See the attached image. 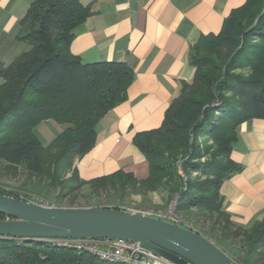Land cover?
<instances>
[{
	"label": "trees",
	"instance_id": "1",
	"mask_svg": "<svg viewBox=\"0 0 264 264\" xmlns=\"http://www.w3.org/2000/svg\"><path fill=\"white\" fill-rule=\"evenodd\" d=\"M91 15L80 0H34L21 20L17 40L30 50L0 65L3 171L46 182L59 202L84 187L96 196L114 192L121 201L165 192L181 225L214 241L235 264H264V219L250 227L235 223L221 193L243 169L231 158L238 128L264 120V0H247L224 20L220 33L201 35L192 46L193 82L182 83L159 128L133 139L149 164V176L141 181L124 171L89 181L79 175L77 163L94 149L99 122L126 101L136 76L125 63L84 64L71 53L76 30ZM48 121L62 132L44 145L36 129ZM201 136L214 146L199 143ZM0 194L31 201L8 189ZM0 264L119 263L49 241L0 238Z\"/></svg>",
	"mask_w": 264,
	"mask_h": 264
},
{
	"label": "crops",
	"instance_id": "2",
	"mask_svg": "<svg viewBox=\"0 0 264 264\" xmlns=\"http://www.w3.org/2000/svg\"><path fill=\"white\" fill-rule=\"evenodd\" d=\"M33 1L0 0V38L7 40L6 35L12 41V49L0 64L9 66L30 50L27 43L14 39ZM80 1L91 8L92 15L76 30L71 53L84 64L125 63L136 76L126 101L99 122L94 149L77 163L79 175L89 181L124 171L139 181L146 180L149 164L133 144L135 135L162 125L182 83L193 82L192 46L201 35L220 33L224 20L247 0ZM38 128L36 134L45 145ZM46 130L56 137L62 132L51 124ZM231 158L243 169L222 187L225 208L235 223L250 227L264 219L263 119L250 120L238 128ZM132 196L152 208H163L168 202L165 192Z\"/></svg>",
	"mask_w": 264,
	"mask_h": 264
},
{
	"label": "water",
	"instance_id": "3",
	"mask_svg": "<svg viewBox=\"0 0 264 264\" xmlns=\"http://www.w3.org/2000/svg\"><path fill=\"white\" fill-rule=\"evenodd\" d=\"M0 238L130 241L172 264H235L192 228L109 207H49L0 194Z\"/></svg>",
	"mask_w": 264,
	"mask_h": 264
},
{
	"label": "rangeland",
	"instance_id": "4",
	"mask_svg": "<svg viewBox=\"0 0 264 264\" xmlns=\"http://www.w3.org/2000/svg\"><path fill=\"white\" fill-rule=\"evenodd\" d=\"M1 34H0V37L2 36ZM18 35H19V32L16 36V39L14 40L20 43H25V42L17 40ZM4 37L7 40H5L4 38L3 39L0 38V59H5V57L9 54L7 51H10V49H12L11 47L12 41H10L6 35H4ZM238 73L248 75L250 71L247 70V71H242ZM2 81L3 80L0 78V83ZM50 124L53 125L56 128V130H60L62 128V126L54 122H50ZM50 124L42 123L38 128V131L39 133H41L42 135L41 137L43 138L45 145L50 144L56 137L53 131L49 130L48 132V130H46V127L49 126ZM198 141L199 143L206 142L207 147L212 146V145L214 146V143L210 142L209 138H207L206 136H201V138H199ZM208 159L209 158H205L204 160L202 159V161H205V160L207 161ZM68 177H70V175H68ZM192 178L193 179L198 178V175L193 174ZM0 189H8V190L17 192L18 194H21L23 196L24 195L30 196L31 201H27V202H33V203L41 204V205L46 204L47 206H52V207H58L61 205L64 208L65 207L69 208L70 200L75 199V205L73 207H76V208L77 207L87 208V207H92V206H98V204L100 205L121 204L122 206H138L142 208H152L146 202L140 203L139 201H137L136 196L126 197L124 200L121 201V199L117 197V195L114 192L108 191V193L106 192V193H102L100 196H96L90 192V188H86V187L82 188L79 192H77V194L69 198L63 199L62 202H59L56 199L55 192L49 191L47 189L46 182H41L38 179L29 180L27 176L24 174H20L16 177L9 176L5 171H3L1 166H0ZM12 198L17 199L16 197H12ZM21 198L22 197H19L18 200H23ZM155 207L156 206H154L153 209H159L163 211L167 215V217L169 218L172 217L176 220H179L175 214V201L173 200L168 201L167 204H165L163 208H158V207L155 208ZM165 219L167 220V218Z\"/></svg>",
	"mask_w": 264,
	"mask_h": 264
},
{
	"label": "built area",
	"instance_id": "5",
	"mask_svg": "<svg viewBox=\"0 0 264 264\" xmlns=\"http://www.w3.org/2000/svg\"><path fill=\"white\" fill-rule=\"evenodd\" d=\"M204 160V159H203ZM47 206L46 204H44ZM52 207V206H49ZM118 208L121 211H126L131 214L142 215L145 217H153L157 219L166 220L179 223L172 217L159 210L153 208H142L138 206H120L109 207ZM58 245L74 247L78 251L88 252L92 255L98 256L101 260L109 263L119 264H172L164 258L144 249L138 243L122 240H93V239H81V240H58L53 241Z\"/></svg>",
	"mask_w": 264,
	"mask_h": 264
}]
</instances>
